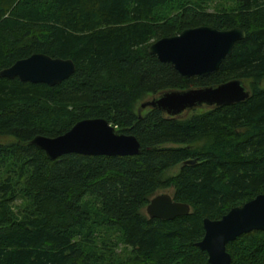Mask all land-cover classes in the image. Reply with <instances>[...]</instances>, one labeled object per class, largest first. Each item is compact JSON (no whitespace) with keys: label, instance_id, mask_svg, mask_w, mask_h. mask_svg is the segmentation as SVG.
<instances>
[{"label":"trees","instance_id":"1","mask_svg":"<svg viewBox=\"0 0 264 264\" xmlns=\"http://www.w3.org/2000/svg\"><path fill=\"white\" fill-rule=\"evenodd\" d=\"M203 25L246 32L208 76L185 78L148 50ZM34 53L76 69L54 86L0 76V264H210L204 219L264 193V0H0V71ZM235 78L251 87L238 103L187 118L137 109L147 95ZM96 117L141 152L51 159L31 142ZM168 188L190 213L145 216ZM227 251L231 264H264V231Z\"/></svg>","mask_w":264,"mask_h":264},{"label":"water","instance_id":"2","mask_svg":"<svg viewBox=\"0 0 264 264\" xmlns=\"http://www.w3.org/2000/svg\"><path fill=\"white\" fill-rule=\"evenodd\" d=\"M245 36V30L238 26L219 29L203 25L160 38L148 50L162 62L172 64L185 78L208 76L219 69L222 61L231 55L235 43ZM75 69L72 59L34 53L2 69L0 76L54 86L69 78ZM250 95L251 90L245 82L235 78L218 85L163 91L143 101L139 112L150 107L170 116H180L196 107L238 103ZM31 142L43 149L51 159L68 153L135 155L142 149L136 136L117 131L114 125L102 117L80 120L69 131L56 137L37 135ZM195 161L187 160L185 163ZM146 211L151 218L173 219L189 214L191 207L188 203L174 200L170 193L165 192L153 196ZM204 228V237L197 244L208 253L209 263L231 264L227 243L255 229L264 231V193L233 207L220 219L205 218Z\"/></svg>","mask_w":264,"mask_h":264},{"label":"rangeland","instance_id":"3","mask_svg":"<svg viewBox=\"0 0 264 264\" xmlns=\"http://www.w3.org/2000/svg\"><path fill=\"white\" fill-rule=\"evenodd\" d=\"M245 84H246L247 87L251 90L250 82H249L248 80H246V83H245ZM261 85L264 86V82H262ZM151 97H152V95H147V96H145V97H144V98L138 103V105H137V109H139V108L141 107V103H142L143 101H145V100H147V99H150ZM207 109H209L208 106L196 107V108H194V109H192V110H189V111H187V112H184V113H183L182 115H180V116H182L183 118H187V117L192 116L193 114L200 113V112H204V111H206ZM146 111H148V108H143V109H141V112H142V113H145ZM9 139H10L9 137H5V136H1V137H0V140H1V141H6V140H9ZM201 144H202V143H199V145H201ZM179 168H180V165H177V166H175V167L169 169V170L167 171V175L177 173L178 170H179ZM165 192L170 193V194L172 195V194H173V189H172V188H168V189H160V190L157 191L156 195H157V194H160V193H165ZM142 212H143V214H144L145 216H149L148 213H147V211H146V207L143 209ZM117 250L120 251V250H121V246H120Z\"/></svg>","mask_w":264,"mask_h":264}]
</instances>
